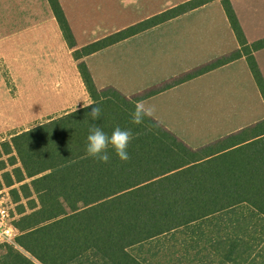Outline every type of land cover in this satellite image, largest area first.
I'll return each instance as SVG.
<instances>
[{
  "label": "trees",
  "instance_id": "16d2710c",
  "mask_svg": "<svg viewBox=\"0 0 264 264\" xmlns=\"http://www.w3.org/2000/svg\"><path fill=\"white\" fill-rule=\"evenodd\" d=\"M214 1H187L77 48L59 0H50L86 92L102 112L93 121L91 106L69 111L2 143L0 158L9 156L12 170L0 177L20 236L17 247L0 246V264H150L149 255L158 263L264 264V254L256 256L244 242L264 246V120L192 149L153 118L134 125L129 115L136 102L241 58L264 103L254 58L264 38L248 43L230 0H219L239 48L179 78L127 97L97 89L84 62ZM93 123L109 134L117 125L131 129L130 159L120 161L111 146L108 163L89 157L85 140ZM245 246L252 249L243 253Z\"/></svg>",
  "mask_w": 264,
  "mask_h": 264
},
{
  "label": "crops",
  "instance_id": "0c3cea01",
  "mask_svg": "<svg viewBox=\"0 0 264 264\" xmlns=\"http://www.w3.org/2000/svg\"><path fill=\"white\" fill-rule=\"evenodd\" d=\"M38 1L0 0V4H47L43 0ZM187 1L190 0H59V4L76 46L81 48ZM230 2L247 42L263 39L264 35L250 39L249 33L259 29L260 23L254 19L258 17L254 15L259 9H264V0ZM52 14L29 27L0 37V135L18 128L21 122L20 127L28 125V128L17 133L20 134L91 102L72 50L68 48ZM121 21L125 23L103 30L106 24ZM238 48L221 2L217 0L105 48L86 57L84 62L97 89L114 88L129 97L179 78ZM263 54L264 49L254 53V58L264 78L260 61ZM4 70L14 74L17 88L31 90L25 99L32 106L31 110L22 111L21 97H17V109L20 111L16 112V122L12 126L3 122V114L8 109V97L2 91L7 88ZM243 86H253L252 90L256 87L259 93L246 60L241 58L143 102L155 107L154 120L192 148L167 123L181 120L168 117L174 111L170 104L184 110L182 105L190 100L232 96ZM259 97L264 106L260 93Z\"/></svg>",
  "mask_w": 264,
  "mask_h": 264
},
{
  "label": "rangeland",
  "instance_id": "374dc122",
  "mask_svg": "<svg viewBox=\"0 0 264 264\" xmlns=\"http://www.w3.org/2000/svg\"><path fill=\"white\" fill-rule=\"evenodd\" d=\"M43 1L47 2V4H0V37H5L11 33L21 30L22 28L29 27L33 25V23L41 21L43 18L48 16L49 13L52 14L50 0ZM38 2H40V0ZM254 16L258 17L254 19L255 22L260 23V25H258V30L251 31L249 33L250 39L264 35V9H259ZM110 23L113 24H106L103 30H111L114 27H119V25H122L125 22L121 21L117 24L115 22ZM260 61L263 65L264 72V54ZM179 68L180 67H178L177 70ZM3 76L7 81V88L2 89V91L3 94H6L8 97V109L7 113L3 114V122L5 121L11 124L10 126H12L13 123L16 122V112L20 111L17 109V97H21L20 101L21 107L23 108L22 111L25 112L31 110L32 106L27 101H25L31 90L17 88L14 74L8 73L6 70H4ZM252 88L253 86H243L237 91L235 90L232 96L203 97L201 99H193L186 102L185 105H182L185 107L184 110L182 107L180 110H178L175 104H170V109H173L174 111L171 112L168 117H170V119L177 117L181 118V120L168 121L167 123L174 130H176V132L180 135V139L188 143L192 148H200L206 144L216 141L220 137L232 132L235 133V131L237 132V130L239 131V129L241 130L243 127H248L264 119V106L259 97V93L256 87L253 90ZM215 91L216 90H213L212 92ZM218 91L222 90L219 89ZM180 113L183 114L182 117L179 116ZM23 123L26 124L27 121H24ZM18 126V128L0 135L1 152L3 150V142L10 140L12 136L24 130L25 128H28V125L25 128L20 127L21 122L18 123ZM9 158V156L2 154L0 158V165L7 166ZM11 170L12 169L7 166L6 169L0 170V176L3 177ZM244 242L246 245L250 244L253 246L254 249L252 252L255 253L256 256H258L260 253L264 254V246L259 249H256L254 246L257 241L245 239ZM260 245L262 244L260 243ZM251 246H245L243 253H246V250H251ZM2 251L3 249H0V253ZM194 260H199L203 264H224L223 261L216 263L210 259L203 260V258L191 259L190 261ZM149 261L151 262L150 264H171L166 261H161L158 263L154 258H151L150 255ZM187 261L183 262V264L188 263ZM262 263H264V260H262Z\"/></svg>",
  "mask_w": 264,
  "mask_h": 264
},
{
  "label": "clouds",
  "instance_id": "9594fccd",
  "mask_svg": "<svg viewBox=\"0 0 264 264\" xmlns=\"http://www.w3.org/2000/svg\"><path fill=\"white\" fill-rule=\"evenodd\" d=\"M89 106H91V110L87 115L93 121L99 119L102 112L101 107L96 105L95 102H89L85 105V107ZM154 112V106L146 105L143 101L136 102L129 114L130 121L134 125H141L144 123L146 117L152 118ZM133 138L131 129H122L117 125L109 134L93 123L90 124L89 134L85 140V151L89 157L99 162L108 163L111 159L109 154V147L111 146L120 161H127L130 159L128 146Z\"/></svg>",
  "mask_w": 264,
  "mask_h": 264
},
{
  "label": "built area",
  "instance_id": "2783aa9c",
  "mask_svg": "<svg viewBox=\"0 0 264 264\" xmlns=\"http://www.w3.org/2000/svg\"><path fill=\"white\" fill-rule=\"evenodd\" d=\"M15 206L9 196V190L4 186L0 177V246L8 245L17 247L20 232L15 226Z\"/></svg>",
  "mask_w": 264,
  "mask_h": 264
}]
</instances>
